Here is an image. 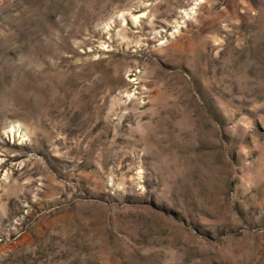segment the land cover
<instances>
[{
	"label": "rangeland",
	"instance_id": "rangeland-1",
	"mask_svg": "<svg viewBox=\"0 0 264 264\" xmlns=\"http://www.w3.org/2000/svg\"><path fill=\"white\" fill-rule=\"evenodd\" d=\"M0 264H264V0H0Z\"/></svg>",
	"mask_w": 264,
	"mask_h": 264
},
{
	"label": "bare ground",
	"instance_id": "bare-ground-1",
	"mask_svg": "<svg viewBox=\"0 0 264 264\" xmlns=\"http://www.w3.org/2000/svg\"><path fill=\"white\" fill-rule=\"evenodd\" d=\"M133 19H136V16L135 17H133ZM137 20V19H136ZM137 22V21H136ZM16 129H18V127L17 126H14Z\"/></svg>",
	"mask_w": 264,
	"mask_h": 264
}]
</instances>
